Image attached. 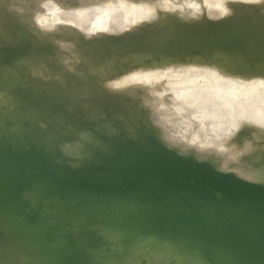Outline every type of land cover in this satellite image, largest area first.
I'll use <instances>...</instances> for the list:
<instances>
[{"label": "rangeland", "instance_id": "1", "mask_svg": "<svg viewBox=\"0 0 264 264\" xmlns=\"http://www.w3.org/2000/svg\"><path fill=\"white\" fill-rule=\"evenodd\" d=\"M50 1L54 2L55 9L48 11L44 7ZM98 1L0 0V31L2 32H0V37L10 38L8 42L0 41V108H15V95L18 92H26L32 98L38 99L44 106L28 109V120L37 129L44 131L46 135L48 134V136L56 140L59 148L71 156L83 144L92 140V133L105 131L115 134L124 132V130H131L132 136L136 130H139L141 121H143V134L145 137H149L150 141H157L158 145L166 148L175 147L176 151L186 152L188 156L194 158H197L198 155L204 157L206 158L204 162L214 167V173L207 175L195 169L185 168L188 170H182L184 176L180 172L181 168L177 167L180 175H182V179L181 177H178V179L183 180L187 174L189 178L192 176L188 180L184 179L187 180L188 186H186L185 181L183 183L180 180L182 182L181 185L186 187L184 190L177 179L179 183L176 184L183 191L192 192L193 188L190 189L191 191L189 190V187L191 188L192 186L194 188L199 187L200 193L206 186L231 191L240 188L235 179L248 183L253 182L251 181L252 179H245L241 176L243 173H256L255 175L264 177V105L262 106V103H264V1L261 0L260 4L248 6L242 2L239 4V2L232 1V3L235 2V4H232L230 0H225L227 2H223V0V10H228L227 5L231 4L228 8L231 9L232 5H234L233 7L236 5L237 11L235 10L236 12L232 15H226L223 17L224 19L222 18L212 23V21L206 19V11L212 7V2L217 0H192V2L196 1L197 5L200 4L198 10L200 9L199 12L203 15L196 18H188L191 14V7H183L184 1L188 4L191 0L187 2L186 0H122L127 4L133 2L134 5L133 3L130 4L133 7L137 4L138 7L136 6V9L140 5L138 9L140 12L129 18L128 23H126V29H124L125 32L121 35H114L113 32L110 35L111 31L107 32L109 30L108 20L104 18L94 23L93 27L97 31H92L91 35L82 33L78 29V24L75 23L68 25L66 28L57 26L50 30L44 29L45 25L50 23L55 26L62 24V20L56 16V12L60 10V12L62 10L67 11V9L74 7L83 8L90 3H97ZM110 1L112 0H109V2L107 0L108 3ZM223 5L226 6L225 9ZM238 7H240V10ZM168 8H171V10ZM261 9L263 11H260ZM238 10L241 11L240 15ZM151 11L152 18H156V20H144L147 19L144 16L149 17ZM179 13H182L181 16ZM188 19L190 22L187 21ZM212 24H215L218 28L209 30V25ZM105 28H108L107 31ZM200 36H204V38L199 44L184 46V44L179 43L181 39L188 38L193 40V38ZM208 41L222 44L232 43L227 50L231 53L233 51L230 48L232 46L237 47L238 51L237 49L234 50L235 53L237 52V56L241 55L242 57L244 55L242 58L240 57L241 61H239L242 65V70L240 72L236 70L238 68L237 64L230 65V62L220 60L217 54L218 48L213 43L207 44L206 42ZM43 43L52 44L55 47L54 52H47L43 48ZM166 43L169 49H165L167 48L165 46ZM246 43H251V45L249 46ZM247 52L249 53L247 54ZM229 56L231 55L224 54L225 59ZM237 58L239 57H235V59ZM177 63L179 65H190L194 68V71L188 74L175 72L172 66ZM203 66H205L204 68L210 67L207 68L209 71L201 73L200 68ZM134 68L143 73L146 70L151 72V70L158 69V72L163 71L164 73H159L160 77L158 74V76L154 74L157 72L152 71L151 73L154 76H150L153 74L147 71L149 73L145 72L147 74H145V77H148L144 78V80L140 79L137 82L134 79V82L132 80L131 84L129 83L120 90L115 89L112 91L103 87L109 83V86L112 85V82L115 81L114 78H119V81L120 79L122 80V77L129 71L131 72L132 69L134 70ZM166 69L170 70L169 73ZM137 70L135 69L133 72L136 73ZM135 73L133 74L135 75ZM162 74H169V76H163L162 78ZM252 77H255L256 80H253L257 81L256 83L253 82L254 84L251 82L253 80L250 81ZM152 78L154 79L153 81ZM227 78H229V81ZM220 79L222 81L227 79V82L230 83L227 84L226 92L218 95L215 93V89H217L219 83H223ZM118 80L115 82H118ZM247 83H252L253 89L258 86L254 90L251 88L249 90L248 87L245 89ZM261 88L263 89L261 90ZM212 95L214 97L218 96L217 105L225 107L227 111L224 114L228 116L223 117L215 112L212 105H210L211 107L204 106L201 98ZM262 95L263 97H260ZM213 102H215V99ZM156 123L160 124V126L158 127ZM0 133H10L13 137H21L24 135L25 130L13 127L0 120ZM162 133L166 136L168 143L160 139ZM212 133H215V135ZM156 137L158 138L156 139ZM151 143L150 145L154 146V142ZM239 147L243 149L241 150ZM248 150L251 151L249 152ZM150 165L155 166L149 161L148 166ZM175 167L173 168L176 169ZM186 171H188L187 174ZM194 171L195 173L199 172L200 175H196L203 178L193 177ZM228 171L229 173L232 172L230 173L233 174L232 177L227 175ZM162 173H165V171ZM202 174L203 176H201ZM212 175L213 177L210 178ZM131 178V175L122 176L121 170H119L114 173L109 183L99 187L78 186V188L73 189L63 182L60 184L56 183L52 188L48 186L43 188L46 191L56 189L70 195L80 194L83 199H86L98 192L121 195V193L117 192L119 188L117 186L127 185V187H132L135 192L140 193L137 196H143L142 194L144 193L145 197H148L142 189H139L142 181L140 182V179H136L134 182ZM219 181H223V183L226 181L224 187L223 183H219ZM255 182L259 183L261 181L257 180ZM153 186L156 187L154 184L149 187L147 185V190L149 191L146 193L150 192L148 194L151 195L149 196L152 200H150V197L148 199L155 204L156 201L160 202L166 199L168 195L175 191L171 185H164V188L162 186L155 189ZM228 186L231 188L229 189ZM152 196H154L155 202ZM157 213L166 217L171 215L168 210H158ZM0 219H2L0 220V228L2 229V233L0 232V264H58L55 255L49 249L50 247H47L48 245L39 239L31 226L1 209ZM16 223L20 227L16 226ZM11 225L12 227L14 225L16 228H21V233H24L23 230L27 229L28 234L25 233L26 235L24 234V237H22L20 236V230H15L16 228L14 231H18L20 234L14 231V233H11L13 230L12 228L11 232L9 231ZM7 229L10 235L6 232ZM120 230L130 236L131 242L127 250H123L115 257H109L110 261L109 258L107 259L109 262L112 261L111 264H131L133 261L135 264L136 262L139 264L140 259L144 260V264H198L196 258L190 254L191 252L198 255L200 263L207 261L206 264H219V262L211 260L209 253L198 245L191 246L167 240H160L155 245L154 241H152L153 236L148 239L133 227L122 225ZM3 231L5 234L7 233L5 236L6 241ZM100 231L102 233L103 230ZM11 234H14L15 240H12ZM7 235L11 237L7 238ZM28 235L30 239H25L28 238L25 237ZM21 237L27 241L24 243ZM10 238L11 240H8ZM19 238L23 241H19ZM31 239L32 242L35 240L37 244V248L33 250L25 247V249L27 248L26 251L24 249V252H17L14 248H11L12 246L8 247V242L11 244V241H14L13 244L15 245L22 242V245L27 244L30 246L32 242L29 241ZM148 242L156 247H150ZM148 244L149 246L147 247ZM159 245H163L162 248L160 247L161 249L158 247ZM167 245L174 250L163 249ZM139 246L141 249L138 250ZM180 246H185L187 250L183 247L180 248ZM177 247L182 250H177ZM134 248H137V251L132 250ZM46 250L49 251L47 252ZM142 250L147 251L143 252ZM50 251L55 258L50 255ZM144 253L147 254L148 260L146 258V260L143 259ZM22 256L23 260L21 261ZM29 258L33 259L34 262ZM114 259L120 261H113ZM54 260L55 262H53Z\"/></svg>", "mask_w": 264, "mask_h": 264}, {"label": "water", "instance_id": "2", "mask_svg": "<svg viewBox=\"0 0 264 264\" xmlns=\"http://www.w3.org/2000/svg\"><path fill=\"white\" fill-rule=\"evenodd\" d=\"M9 40L0 37V41ZM201 40L185 38L179 43L196 45ZM165 46L169 49L167 43ZM43 48L51 53L55 50L49 43H43ZM230 49L231 57L241 61V55L234 52L237 47ZM15 100V108H0V120L25 133L21 137L0 133V209L31 226L50 247L58 264H107L109 257L117 256L130 245V236L120 230L122 225L135 228L148 239L153 236L154 244L167 240L198 245L219 264H231L233 256L243 264H264V222L256 209V202L264 197V182L235 179L241 191L232 200L217 187L206 186L197 194L174 188V193L169 192L170 196L156 204L145 196L131 194L98 192L83 199L80 194L46 191L43 187L52 188L63 182L73 189L103 186L114 173L141 160L151 161L166 171L172 166L205 174L215 170L204 162V157L194 158L175 147L150 141L143 134V121L132 136L131 130L92 133V140L74 155H67L56 140L28 120V109L44 104L26 92H18ZM230 173L227 175L232 177ZM158 210H168L176 221L205 229L191 232L169 220L162 222L156 215ZM190 254L199 264L207 263H200L196 254Z\"/></svg>", "mask_w": 264, "mask_h": 264}, {"label": "bare ground", "instance_id": "3", "mask_svg": "<svg viewBox=\"0 0 264 264\" xmlns=\"http://www.w3.org/2000/svg\"><path fill=\"white\" fill-rule=\"evenodd\" d=\"M123 1H126V0H123ZM122 0H112V1H110V3H108L109 2V0H108V2H107V0H99L97 3H90V4H88V5H86L85 7H80V8H72V9H67V11L65 10H62V12H56V16H58V18L59 19H61L62 21H61V23L62 24H59V25H54V24H48V25H45V27H44V29H48V30H50V29H52L53 27L55 28V27H64V28H66V27H68V25H72L73 23H75V24H78V29L82 32V33H86V35H89L92 31H97L96 30V28L95 27H93V25H94V23H96V22H99V21H101V19H107L108 20V27H109V30L107 31V29L108 28H105V30L107 31V32H109V31H111L110 32V35L112 34V32L114 33V35L116 34V35H121L122 33H124L125 31H124V29H126L125 27L127 26L126 25V23H128V21H129V18L130 17H132L133 15H136L137 13H139L140 11L138 10L139 8H140V5H139V8L138 9H136V6H137V4H136V6L135 7H133L132 5H130L131 3H133V2H131V3H129V4H127L126 2H123ZM161 1V0H160ZM188 0H186V2H187ZM213 1V0H212ZM211 1V2H212ZM223 0H217L216 2H212V7H210V9L208 10V11H206V19L207 20H209V21H212V23H214V22H216V21H218L219 19H222L223 17H225L226 15L228 16L229 14H233V13H235L236 11H237V7H236V5H235V7H233L234 5H232V7L233 8H235V9H233L232 7H231V9H229L228 7L231 5V4H229V6L227 5V9L228 10H223L222 8V4H224L223 2H227V1H223ZM231 2L230 3H232V1H236V2H239V4H241V2L242 3H244L245 5H248V6H252V5H257L259 2H261V0H230ZM264 1V0H263ZM129 2V1H128ZM162 2H164V1H162ZM159 3H161V2H159ZM182 3V2H181ZM229 3V2H228ZM234 4H235V2H233ZM232 3V4H233ZM138 4H140V3H138ZM144 4V3H143ZM180 4V3H179ZM179 4H177L178 6H179ZM260 4V3H259ZM133 5H134V3H133ZM173 5V4H172ZM199 5L200 4H198L197 5V3H196V1L195 2H192V0H191V2L190 3H185V1H184V5H183V7H191L190 8V15L187 13V15H189V17L188 18H196V17H200V15H201V17L203 16L202 15V13L201 12H199V10H198V7H199ZM143 6H145V5H143ZM147 6H149V5H147ZM176 6V5H175ZM174 6V7H175ZM224 6V5H223ZM55 7V4H54V2H52V1H50V2H48V3H46V5H45V9L46 10H48V11H50V10H52V9H55L54 8ZM138 7V6H137ZM150 7V6H149ZM188 7V8H189ZM42 8H43V6H42ZM43 8V9H44ZM143 8V7H142ZM146 8V7H145ZM151 8H153V7H151ZM150 8V9H151ZM163 8V7H162ZM167 8V7H166ZM178 8H180V7H178ZM226 8V6H224V9ZM169 9V8H168ZM183 9V8H182ZM181 9V10H182ZM187 9V8H186ZM185 9V10H186ZM238 9L240 10V7H238ZM251 9V8H250ZM19 10H21V9H19ZM138 10V11H137ZM144 10H146V9H144ZM149 10V9H148ZM155 10V9H154ZM163 10V9H162ZM169 10H171V8L169 9ZM169 10H168V12H169ZM176 10V9H175ZM180 10V11H181ZM236 10V11H235ZM238 10V11H239ZM242 10V9H241ZM141 11H142V9H141ZM187 11V10H186ZM185 11V12H186ZM260 11H263V9H261ZM145 12V11H144ZM146 12H148V11H146ZM156 12V11H155ZM164 12V11H163ZM182 12V11H181ZM240 12L241 11H239V15H240ZM170 13V12H169ZM173 13V12H172ZM261 13V12H260ZM264 13V12H263ZM40 14V13H39ZM147 14V13H146ZM145 14V15H146ZM149 14H151L149 17H146V16H144L145 18H147V19H144V20H152L153 18H152V11H151V13H149ZM148 14V15H149ZM158 14V13H157ZM167 14V13H166ZM180 14V13H179ZM182 14V13H181ZM181 14H180V16H181ZM204 14V13H203ZM237 14V13H236ZM243 14V13H242ZM147 15V16H148ZM155 15V14H154ZM184 15V14H183ZM41 16V15H40ZM157 16V15H156ZM160 16V15H159ZM166 16V15H165ZM164 16V17H165ZM191 16V17H190ZM235 16V15H234ZM143 17V18H144ZM157 18H159V17H157ZM204 18H205V15H204ZM155 20H156V18H154ZM153 19V20H154ZM181 19V18H180ZM186 19V18H185ZM224 19V18H223ZM204 20V19H203ZM159 21V20H158ZM188 22H190L189 21V19L187 20ZM147 22V21H146ZM152 22V21H151ZM150 22V23H151ZM153 22H155V21H153ZM180 22V21H179ZM193 22V21H192ZM191 22V23H192ZM42 23V22H41ZM48 23V22H47ZM149 23V24H150ZM42 25V24H41ZM44 25V24H43ZM142 25H145V24H142ZM151 26V25H150ZM140 27V26H139ZM139 27H135V28H139ZM40 28H42V27H40ZM128 28V27H127ZM134 28V29H135ZM213 28H218L215 24H212V25H209V29H213ZM69 31V30H68ZM103 31H104V29H103ZM1 32V31H0ZM126 32H128V31H126ZM2 33V32H1ZM96 33V32H95ZM105 33V32H104ZM105 34H107V33H105ZM126 34V33H125ZM91 35V34H90ZM94 35V34H93ZM92 35V36H93ZM99 35V34H98ZM102 35V34H101ZM91 36V37H92ZM204 36H200V37H198V38H193V40H200V39H202ZM207 44H211V43H213V42H210V41H208V42H206ZM214 45H216V47L218 48V58H220V60H222V61H227V62H230V65H232V64H237V66H238V68L236 69V70H238L239 72L242 70L241 68H242V65H241V63H239V62H237V59H233V57H231V56H229L227 59H225V57H224V54H229V55H231L232 53L230 52V51H227L228 50V48H229V46L232 44V43H225V44H222V43H219V42H215V43H213ZM247 45H251V43H246ZM261 47V46H260ZM224 49L225 51L224 52H222V51H220V49ZM235 52V51H234ZM259 52H262V51H259ZM264 52V51H263ZM243 53V52H242ZM249 52H247V54H248ZM257 54V53H256ZM254 55V54H253ZM258 55V54H257ZM244 56V55H243ZM242 56V57H243ZM246 56V55H245ZM241 57V58H242ZM198 59V58H197ZM247 59V58H246ZM245 59V60H246ZM80 60V59H79ZM197 61V60H196ZM242 61H243V59H242ZM210 62V61H209ZM245 62V61H244ZM192 64V63H191ZM244 64V63H243ZM246 66V65H245ZM173 70L175 71V72H184V73H186V74H188V73H192L193 71H194V68H192L190 65H179L178 63L177 64H173ZM205 66H203L202 68H200L201 69V73H204V72H206V71H209V69H207V68H210V67H206V68H204ZM234 67H236V66H234ZM233 67V68H234ZM140 69H141V67H139ZM138 68V69H139ZM217 68V67H216ZM135 69L137 70V68H134V70L132 69V71L130 72L129 71V73H127L124 77H122V80L120 79V81L118 80V79H116V78H114L115 79V81L116 80H118V82H115L114 80H112V81H114V82H112V85H110L109 86V84H106V85H104L103 87L104 88H108V89H111L112 91L113 90H120V89H123V88H125L132 80H133V82H134V79H135V81H139L140 79L142 80H144V78H146V77H148V76H146L145 77V74L147 73V71H149V70H146L144 73L142 72V71H144V70H142L141 72L139 71V70H137L138 72H139V74H137L136 75V73H138L137 71H136V73L135 72H133V71H135ZM156 69V68H155ZM161 69V68H160ZM245 69V68H244ZM159 70V69H158ZM158 70H154L155 72H157V73H154L155 75H159V73L161 74V73H164L163 71H159L158 72ZM161 70H164V69H161ZM166 70H168V69H166ZM165 70V71H166ZM196 70V69H195ZM153 70H151V72H152ZM153 71V72H154ZM169 71L170 70H168L167 72L169 73ZM174 71H172V72H174ZM54 72V71H53ZM135 73V75L133 74V73ZM150 72V71H149ZM148 72V73H149ZM150 72V73H151ZM167 72H165V73H167ZM200 72V71H199ZM239 72H237V73H239ZM147 73V74H148ZM213 73V72H212ZM236 73V74H237ZM128 74H131V75H128ZM146 74V75H147ZM151 74H153V73H151ZM154 74L153 75H150V76H154ZM174 74V73H173ZM211 74V73H210ZM157 75V76H158ZM172 75V74H171ZM176 75V74H175ZM179 75V74H178ZM182 75V74H181ZM199 75V74H198ZM209 75V74H208ZM149 76V77H150ZM160 76V75H159ZM163 76L165 77V76H169V74L168 75H163L162 74V78H163ZM183 76V75H182ZM211 76H214V75H211ZM161 77V76H160ZM155 78H157L156 76H155ZM208 78H210V77H208ZM136 79H138V80H136ZM158 79H160V78H158ZM228 79V81H229V78H227ZM227 79H224V81H222L221 79V82H223V83H219V86H217V89H215V93H217L218 95L219 94H223L224 92H226V89H227V84H229L230 82H227ZM256 80L255 79V77L253 78L252 77V79L250 78V81L251 80ZM111 80V79H110ZM154 79L152 78V81H153ZM231 80V79H230ZM251 81L252 83L253 82H257V81ZM108 81V80H107ZM145 81H147L146 79H145ZM110 82V81H109ZM132 82V83H133ZM206 82V81H205ZM217 82H219V81H217ZM249 82V81H248ZM103 83V82H102ZM153 83H155V82H153ZM204 83V82H203ZM209 83V82H208ZM212 83V82H211ZM251 83V84H252ZM131 84V83H130ZM156 84V83H155ZM200 84V83H199ZM217 84V83H216ZM251 84H249V83H247L246 84V87H245V89H247V87L249 88V90H250V88L251 89H253V85H251ZM254 84V83H253ZM199 86V85H198ZM209 86V85H208ZM208 86H205V87H208ZM211 86H213V85H211ZM255 86V85H254ZM258 86V85H257ZM256 86V87H257ZM256 87H254V89L256 88ZM213 88V87H212ZM206 89V88H205ZM209 89V88H208ZM211 89V88H210ZM214 89V88H213ZM213 89H211V90H213ZM253 89V90H254ZM258 89V88H257ZM263 88H261V90H262ZM147 90V89H146ZM206 92V91H205ZM254 92V91H253ZM252 92V93H253ZM198 93H199V91H198ZM257 93H258V91H257ZM264 93V92H263ZM176 94V93H175ZM211 94H213V93H211ZM259 94H261V92H259ZM206 95V94H205ZM208 95H210V94H208ZM255 96V95H254ZM256 96H258V95H256ZM260 97H263V95L262 96H260ZM259 97V98H260ZM217 98H218V96L217 97H214L213 95L212 96H205V97H202L201 99L203 100V102H204V106H208V107H211L210 105H212V108L213 109H215V112H217V113H219L221 116H223V117H225V116H228L227 114H224V113H226V111H227V109L225 108V107H223V106H220V105H217V103H218V101H216L217 100ZM215 99V102H213V100ZM238 100V99H237ZM263 100V99H262ZM230 101H231V99H230ZM259 101H260V99H259ZM220 102V101H219ZM239 102V101H238ZM242 102H243V100H242ZM263 102V101H262ZM261 102V103H262ZM236 103V102H235ZM240 103V102H239ZM260 103V102H259ZM216 104V105H215ZM225 104V103H224ZM228 104V103H227ZM243 104V103H242ZM226 105V104H225ZM259 105V104H258ZM261 105V104H260ZM264 105V103H262V106ZM226 106H228V105H226ZM259 107V106H258ZM264 107V106H263ZM228 108V107H227ZM255 108H256V106H255ZM239 110H240V108H239ZM206 114V113H205ZM210 114V113H209ZM212 114V113H211ZM215 115H216V113H215ZM219 117V116H218ZM208 118V117H207ZM222 118V117H221ZM156 120H158V119H156ZM160 120V119H159ZM204 120V119H203ZM264 120V119H263ZM262 120V121H263ZM157 122V121H156ZM224 122V121H223ZM154 123V122H153ZM182 123V122H181ZM181 123H180V125H181ZM228 123V122H227ZM156 124H158V123H156ZM160 124H161V122H160ZM160 124H158V127L160 126ZM177 125H179V124H177ZM179 125V126H180ZM223 125V124H222ZM228 125V124H227ZM157 126V125H156ZM155 126V127H156ZM183 126V125H182ZM10 127V126H9ZM152 127V126H151ZM157 127V129H159ZM178 127V126H177ZM153 128V127H152ZM151 128V129H152ZM178 129V128H177ZM222 129V128H221ZM134 130V129H133ZM8 131H9V129H8ZM11 131V130H10ZM135 131V130H134ZM222 132V131H221ZM227 132V131H226ZM11 133V132H10ZM13 134V133H12ZM46 134V133H45ZM212 134H214L215 135V133H212ZM48 135V134H47ZM133 135V134H132ZM154 135V134H153ZM152 135V136H153ZM53 136V135H52ZM155 136V135H154ZM213 136V135H212ZM212 136H210V137H212ZM213 137H215V136H213ZM54 138V137H53ZM158 137H156V139H157ZM160 139H162L163 140V142L164 141H166V143H168V140H167V138H166V136L165 135H163V133H162V135L160 136ZM227 139V138H226ZM221 141V140H220ZM223 142V141H222ZM58 143V142H57ZM258 143V142H257ZM150 144V143H149ZM152 144V143H151ZM253 145V144H252ZM249 146V145H248ZM253 146H255V145H253ZM252 146V147H253ZM236 148V147H235ZM240 148V147H239ZM241 150L243 149V148H240ZM257 149V148H256ZM262 149H263V147H262ZM232 150V149H231ZM249 152L251 151V150H248ZM248 153V152H247ZM149 165V161H145V160H141V161H136V162H132L131 164H128L126 167H124L123 169H121V175L122 176H127V175H131V179H133V181L135 182V180L136 179H140V182L142 183V185H140L141 186V188H139V189H142V191H144L145 192V194L146 195H148V197L147 198H149L151 195L150 194H148V193H150V192H148V193H146L147 191H149V190H147V188L150 186V185H155L156 187H154V189L155 188H160V187H162L163 186V188H164V185H166V186H168V185H171V186H173L174 188H176V189H180V187L176 184V183H179L178 182V180L180 181L181 179H182V175H180L179 173L181 172L182 174H183V172H182V170L183 169H181V171L179 172V170L177 169V167H175L176 169H174L173 167L174 166H172V168L169 170V171H166V170H163V169H161V167L160 166H157V165H155V166H153V165H150V166H148ZM171 166H169V168H170ZM164 168V167H163ZM168 168V167H167ZM185 170H188V169H184L183 171H185ZM165 171V174L164 173H162V172H164ZM193 171V170H192ZM178 172V173H177ZM251 172V171H250ZM188 173V171H186V174ZM191 174L193 173V172H190ZM194 173H195V171H194ZM193 173V174H194ZM243 173V172H242ZM246 173V172H245ZM196 174H199V172L198 173H195L194 175H193V177L195 176L196 178L198 177ZM205 174V173H204ZM241 174V173H240ZM256 173H246V174H244L243 173V175H241V176H243L245 179H247V178H249V179H252L251 181H253V182H255V181H257V180H259V181H261V182H264V177H259V176H257V175H255ZM200 175V174H199ZM207 175V174H206ZM183 176H184V174H183ZM186 176V178H183V180H181L182 182L183 181H185V183H186V181L188 180V179H190L192 176L191 175H189V176H191L190 178L188 177V174L187 175H185ZM201 176H203V174L201 175ZM178 177L180 178L181 177V179H178ZM213 177V175L210 177V178H212ZM215 177V176H214ZM198 178H203V177H198ZM205 178V177H204ZM207 178H209L208 176H207ZM209 178V179H210ZM216 178V177H215ZM215 178H213V179H215ZM178 179V180H177ZM184 179H187V180H184ZM219 180V179H218ZM217 180V181H218ZM222 180V179H221ZM227 180V179H226ZM180 181V186H182L181 184H182V182ZM212 181V180H211ZM123 182H124V180H123ZM137 182V181H136ZM220 182H222L223 183V181H219V183ZM226 182V181H225ZM224 182V183H225ZM143 183H145V184H143ZM184 183V182H183ZM224 183L222 184L223 185V187H224ZM257 183V182H256ZM121 184H123V183H121ZM128 184H129V182H128ZM131 184V183H130ZM147 185H148V187H147ZM194 185V184H193ZM226 185H228V183H226ZM139 186V187H140ZM165 186V187H166ZM186 186H188L187 185V183H186ZM116 187V186H115ZM117 187H119L118 188V191L117 192H119V193H121V195L124 193V195H127V194H131V195H138V194H140V193H137V192H135L133 189H132V187L130 188V187H127V185L126 186H121V185H118ZM92 188V187H91ZM182 188H183V190H184V188L186 189V187H185V185H184V187L182 186ZM193 188V189H192ZM228 188H229V186H228ZM231 188V187H230ZM229 188V189H230ZM117 189V188H116ZM152 189V188H151ZM167 189H168V187H167ZM190 189H192L193 191L192 192H199L200 193V190H199V187H196V188H194L193 186L190 188L189 187V190ZM153 190V189H152ZM164 190V189H163ZM157 191H160V190H157ZM191 191V190H190ZM225 191V190H224ZM240 191H241V188H237V189H235V190H231V191H225L226 192V194H227V197H228V199L229 200H232V199H235L236 197H237V194L238 193H240ZM175 192V191H174ZM173 192V193H174ZM196 192V193H197ZM160 193V192H159ZM202 193V192H201ZM172 194V193H171ZM143 196H145L144 195V193L142 194ZM150 195V196H149ZM170 196V195H169ZM153 197V199H154V196H152ZM156 198V197H155ZM158 199V198H157ZM150 200H152V198L150 197ZM156 200L154 199V202H155ZM156 203H157V201H156ZM256 209H257V213H258V217L259 218H261L262 220H263V222H264V197H261V199H259L257 202H256ZM2 215V214H1ZM156 215L158 216V218L160 219V220H162V222H171V223H175V224H177L178 226H181L182 228H186V229H188L189 231H191V232H200V230H204L205 228L203 227V226H196V227H194V225H191V223H190V225H188L189 223H187V222H183V221H176V219H174V218H172V214L171 215H169V216H163V215H160V214H158V213H156ZM2 217V216H1ZM9 218H10V216H9ZM0 220H2V219H0ZM167 220H169V221H167ZM13 221H14V219H13ZM15 222V221H14ZM17 222V221H16ZM19 224H20V222H19ZM19 224H17L16 223V226L18 225V227H20V225ZM16 226L14 227V225H13V227H12V225H11V227H9L10 228V232H11V230H12V228H13V230H12V232L11 233H14L15 231H14V229L16 228ZM17 227V228H18ZM15 229V230H20L21 228H18V229ZM23 228H24V226H23ZM26 228V227H25ZM23 230V229H22ZM27 230V229H26ZM26 230H23L24 231V233L22 234L21 233V230H20V233L22 234H20V233H18V231H16L15 233H18V234H20V236H22V237H24V234L25 233H27V231ZM14 231V232H13ZM4 232V231H3ZM9 235H10V233L8 232V229H7V231H6ZM6 233V234H7ZM5 234V232L3 233V236L5 237L6 236V234ZM28 234V233H27ZM9 235H7V238H9V237H11V236H9ZM12 235V234H11ZM17 235V234H16ZM15 235V236H16ZM26 235V234H25ZM14 236V234L12 235V237ZM114 236H116V235H114ZM19 237V236H18ZM21 237V238H22ZM25 237H28V238H25V239H30V236L28 235V236H25ZM15 237H13L12 238V240H15L14 239ZM143 238V237H142ZM5 239V241H6V237L4 238ZM16 239H17V236H16ZM23 239V238H22ZM8 240H11V238L10 239H8ZM24 240V239H23ZM23 240H21L20 238H19V241H23ZM27 240H24L23 242L25 243ZM29 241V240H28ZM145 241V240H144ZM14 242V241H13ZM13 242L11 241V244H9V242H8V247H10V246H12L11 248L13 249H15L17 252L19 251V252H24V249H25V247H28V249L29 248H32V250L33 249H35V248H37V244L35 243V240H34V242H32V239H31V241H29V242H32V243H30V246H28L27 244L26 245H22L23 243L22 242H20V244H18L17 242V246L15 245V244H13ZM39 244H40V242H38ZM149 244H150V242H148ZM44 244V243H43ZM144 244V243H143ZM149 244L147 245V247L149 246ZM157 243H155V245H156ZM13 245H15L14 247H13ZM45 245V244H44ZM139 245H141L140 243H139ZM40 246V245H39ZM47 246V245H46ZM151 246H154V244L152 245V243L150 244V247ZM163 246V245H162ZM162 246L161 245H159L158 247L160 248H162ZM177 246V245H176ZM179 246V245H178ZM18 247V248H17ZM47 247H49V246H47ZM140 247V246H139ZM141 247H143L142 245H141ZM141 247L140 248H138V250L139 249H141ZM145 247V246H144ZM154 247H156V246H154ZM157 247V248H158ZM133 248V247H132ZM146 248V247H145ZM160 248V249H161ZM166 249V248H169V249H172V250H174L173 248H171V247H168V245H167V247L166 246H164L163 247V249ZM174 248H175V246H174ZM179 247H177L176 249L177 250H179L180 248H181V246H180V248L178 249ZM27 249V248H26ZM26 249H25V251H26ZM50 249V248H49ZM129 249H131V248H129ZM144 249V248H143ZM175 249V250H176ZM132 250H136L137 251V248L135 249H132ZM176 250V251H177ZM182 250V249H181ZM187 250V249H186ZM47 251V250H46ZM49 251V250H48ZM47 251V252H48ZM131 251V250H130ZM143 251V250H142ZM147 251V250H146ZM146 251H143V252H146ZM128 252V251H127ZM142 252V253H143ZM186 252V251H185ZM190 253V252H189ZM23 254V253H22ZM121 254H126V253H121ZM128 254V253H127ZM131 254V253H130ZM34 255V254H33ZM50 255L52 256V254H51V251H50ZM146 255V256H145ZM123 256V255H122ZM198 256V255H197ZM32 257V256H31ZM49 257V256H48ZM53 257V256H52ZM121 257V256H120ZM120 257H118V258H120ZM138 257V256H137ZM53 258H55V257H53ZM122 258V257H121ZM136 258V257H135ZM142 258V257H141ZM147 259L148 260V256H147V254L146 253H144L143 254V259ZM30 260H33V259H31V258H29ZM133 259V258H132ZM139 259V258H138ZM145 259V260H146ZM23 260V256L21 257V261ZM30 260H29V262H30ZM111 259L109 258V261H110ZM115 260H117V259H114L113 261H115ZM134 260V259H133ZM136 260V259H135ZM108 260H107V262H109ZM118 261V260H117ZM116 261V262H117ZM120 261V260H119ZM118 261V262H119ZM126 261V260H125ZM137 261H139V260H137ZM140 261L141 262H143L142 264H144V260H141L140 259ZM139 261V264L141 263ZM33 262H34V260H33ZM50 262V261H49ZM53 262H55V260L53 261ZM112 262V261H111ZM111 262H109V263H107V264H111ZM121 262H123V261H121ZM136 262V261H135ZM147 262V261H146ZM207 262V261H206ZM231 264H243L241 261H240V259L237 257V256H233L232 258H230V261H229ZM30 264V263H29ZM33 264V263H32ZM46 264V263H45ZM125 264V263H124ZM131 264H135L134 263V261L131 263ZM136 264H138V262H136ZM198 264H199V262H198Z\"/></svg>", "mask_w": 264, "mask_h": 264}]
</instances>
